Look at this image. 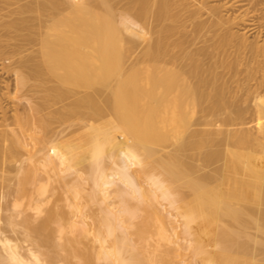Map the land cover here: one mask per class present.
<instances>
[{
    "label": "bare ground",
    "instance_id": "bare-ground-1",
    "mask_svg": "<svg viewBox=\"0 0 264 264\" xmlns=\"http://www.w3.org/2000/svg\"><path fill=\"white\" fill-rule=\"evenodd\" d=\"M1 2L0 70L17 90L0 101L29 99L9 116L0 106V170L11 166L17 198L45 215L14 220L21 241L0 235V264H158L191 247L214 264L222 254L204 236L218 221L237 248L240 235L264 236V0ZM63 124L78 127L63 136ZM63 174L74 176L64 205L45 208ZM137 217L140 240L151 217L173 251L141 257L127 231Z\"/></svg>",
    "mask_w": 264,
    "mask_h": 264
},
{
    "label": "rangeland",
    "instance_id": "rangeland-1",
    "mask_svg": "<svg viewBox=\"0 0 264 264\" xmlns=\"http://www.w3.org/2000/svg\"><path fill=\"white\" fill-rule=\"evenodd\" d=\"M0 3L3 4V2H1V0H0ZM211 3H213V2L211 1ZM14 6H16V4H14V5L12 4L11 7H14ZM34 14L33 13L31 14L32 17L34 16ZM253 37H254V33L253 34H250L249 35V40H252ZM261 42H264V40L261 41ZM7 59H6V63H11V60L8 59V61H7ZM5 81L9 84V88H7L4 85V82ZM7 90H10L11 93H15V91L17 90V88L15 86V75H13L12 72H5V71L2 72L0 70V91H7ZM28 97H29V95H23L20 98H18V100L16 102H14L11 99L5 97V98H3V100H1L2 103L0 101V106H4V107L7 108V110H8V116L9 115H12L13 113H15L16 108H19L20 112H22L24 110L25 104H27V102H28V99H29ZM2 118L3 117H2V115L0 113V122H2ZM250 124H251V122H250ZM63 126H64V129H63ZM246 126L249 127L248 124H246ZM77 127H78L77 125L68 127V126H65V124H63L60 128L63 129L62 135L64 136L65 134L68 135V133L72 132V128H75L76 129ZM196 127H201V126L197 125ZM251 127H253V130H256L255 129V125L254 126H251ZM66 131H69V132H66ZM113 131H115V130H113ZM79 135H81V136L84 135V132L83 133H80ZM85 143L86 144H89L90 141L89 142H85V141L83 142L82 141L80 144H85ZM74 149L76 150V148H74ZM62 153L63 154H66L65 151L64 152L62 151ZM76 156H77V158L79 160L86 161V156H85V154L83 152H81V151L77 152ZM5 167L7 168V166H5ZM6 168H4L5 171L4 170L2 171V169L0 170V174L2 175L0 177V232H1L0 235H1V237L3 236V238L9 237V239H11V240H13V239L15 240V239H17L20 236L21 239L18 238V240L21 241L22 240V237L25 234L24 233V230H25L24 228L25 227H23V224L19 225V223H18V225H15L13 223L14 220L15 221H18V222H22L23 219L25 218L24 216H30L31 214H33V216H34L33 217V220L35 221L36 219H38V221H40L43 218V216L45 215V212H43L42 215H40L41 217L37 216L38 218H36L35 217V214H36L35 212L36 211H34L33 208L32 209L29 208L28 205H27V203L29 202L28 201L29 200L28 199L29 197L23 196V197L17 198V194H16V186H17L16 171L13 170V169H11V166H9L7 169ZM207 169H209V168H206V170ZM63 175H65V174H63ZM65 176H66V179H64V180H62V178L60 179V178L57 177L58 180H52L51 181L50 188L49 189L51 190L50 192H54V195L52 196L50 203H48L47 205H45V208H49V207L53 206L54 204H58L60 206L64 205V201L60 199V195L61 194L63 195V192L66 191L67 189L66 188H63V186H64V184H68L67 185L68 187H71V186L74 185L73 184L74 183L73 182V178H72L73 174L72 175L71 174L70 175H65ZM68 176H70V177H68ZM68 179H69V181H68ZM64 181H65V183H64ZM129 200H131L129 202V204L132 203L131 206L132 207L133 206L135 207V204L137 203L136 202L137 199L132 198V197H129ZM16 202L21 203V206L20 207H17L15 205ZM116 203L119 204L118 201ZM157 204L159 205L160 203H157ZM118 206L120 207V205H118ZM119 207L118 208L116 207V208L119 209ZM19 208L22 209L23 214H21L20 216H17L16 217V215H18L17 214V210H20ZM98 209H99V206L98 205H94L92 203H89V206L86 208V211L90 212V216L91 215L96 216V215H98L100 213L99 212L100 209L99 210ZM94 212H96V213L94 214ZM28 214H30V215H28ZM141 214H145V213L144 212H141ZM198 216L199 217L196 220V224H198V223H200V222H202L204 220H208V219H209V221H212V222L218 221L214 217L207 219L203 215H201V216L198 215ZM141 220H142L141 217H137L135 219L132 218V221H133L134 224L133 225L132 224L129 225L130 228H129V230H127V231H129L128 232V235H130L132 237L131 239L133 240V243L135 244V247L138 250V253L140 254L141 257L147 258V257H150L151 256V257H155V258H160L162 256L161 255V253H162L161 251H167V252L168 251L169 252L170 251H173V250H171V247H169V246H172V244L168 245L167 242H164V241H161L160 240L158 224L151 217H148L149 226H148L147 231L144 233V239H141L140 240L139 239V236L137 234V230H138L137 227H138L139 224H141ZM225 220L228 222L227 219H225ZM225 220L224 221H221V222L218 221L220 227L223 226V225H226L227 222ZM35 222H37V220ZM126 224H128V223H126ZM127 227H128V225H127ZM220 227L219 228H216L217 234H216V232H213L212 229L210 228L208 233H209V235H212V236H209L208 237L207 234L204 236L205 241H206L207 244L211 242L210 243L211 245L208 244L209 246L207 245V247H206V249L209 250L211 254L213 253V255L216 256V257H219L220 256V253H217V252H221V254H222L221 256H223V257L225 255L223 253H226V255L229 254L230 257L233 256V255H236L238 257V259H239V264H244L245 262H246L245 264H247V260L250 262V259H252L251 262H250L251 264H259V263L260 264H263L264 263V257L263 258L261 257V255L264 256V254H263L264 253V246L262 245L263 247H261V243H259V244H257V242L254 243V241H255L254 239H256V241H258L259 238H260L259 240L264 243V236L263 235L261 236V234L259 233V235L261 237L259 236L258 239L257 238H254L253 239V237H255V236H253V237L251 236V238L254 241L249 236H247V235H243L245 237V239H244V237L242 235H240V237L238 236V240L236 239L237 237L234 238V239L237 240V241L236 240L235 241H236V243H238V245L241 242L242 243L244 242L246 244V245L243 246L244 249H241V248H243V247H241L242 243L240 244V246L238 248H237L236 245L233 246L232 245L234 243V242L232 243L233 240L230 241L231 240V237H227V242L230 241L231 246H233L234 249L237 248L236 251L234 250L235 252L233 251V248H232V250L229 249L230 251L227 252V250L223 249V246L222 245H226L229 242L228 243L225 242L226 236H224L225 237L224 239H222L223 237L220 236V234H219ZM249 230H250V232L253 231L251 233L257 234V233H255L257 231L255 228H253V229L251 228ZM215 235H216V237H215ZM257 236H258V234H257ZM192 238H193V245H197L198 242H199V239L201 238V235L194 234L192 236ZM228 238H230V239H228ZM208 239L210 240V242H208ZM212 239H214L215 241L212 240ZM218 243L221 244V245H219ZM212 244H214V247L212 246ZM1 245H0V248L2 247ZM217 245H219L221 247H218ZM246 246H247V248H246ZM217 248L220 249V250H217ZM223 250H225L226 252L223 251ZM192 252H193V248L192 247L189 248L188 250H179L178 253H181V255H171L172 257H169L168 256V259H170L169 262L163 263V261L160 260L158 264H181L180 263V260H183V259L186 260V262L184 264H199V263L202 264V262L200 261V258L199 257H195ZM215 252L217 253V255H216ZM165 253L166 252H163V254H165ZM172 253L173 254H177V253H174V252H172ZM247 253H249V255ZM256 253H257V256H255ZM250 255H252L253 257L250 256ZM220 257H219V259H220ZM223 257H221L222 260L220 259V261H219V259L215 260V263L214 264H218V263L219 264H222V263L225 264L224 261H225V259L227 257H224L225 259ZM245 259H247V260H245ZM255 260H257V261L260 260V261L257 262ZM226 263H227V260H226ZM99 264H103V263H100L99 262ZM104 264H107V263L105 262Z\"/></svg>",
    "mask_w": 264,
    "mask_h": 264
}]
</instances>
